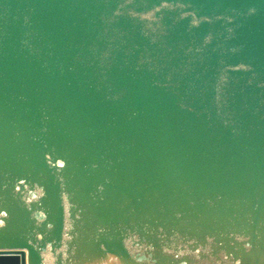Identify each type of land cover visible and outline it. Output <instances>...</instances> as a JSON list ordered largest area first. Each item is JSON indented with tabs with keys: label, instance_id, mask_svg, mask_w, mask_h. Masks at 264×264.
<instances>
[{
	"label": "water",
	"instance_id": "obj_1",
	"mask_svg": "<svg viewBox=\"0 0 264 264\" xmlns=\"http://www.w3.org/2000/svg\"><path fill=\"white\" fill-rule=\"evenodd\" d=\"M0 264H264V0H0Z\"/></svg>",
	"mask_w": 264,
	"mask_h": 264
}]
</instances>
